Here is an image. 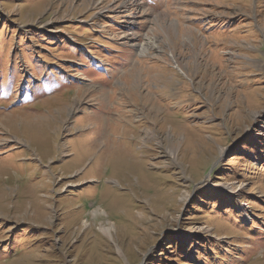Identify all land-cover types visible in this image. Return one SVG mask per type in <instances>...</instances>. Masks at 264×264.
I'll list each match as a JSON object with an SVG mask.
<instances>
[{
	"label": "rangeland",
	"instance_id": "374dc122",
	"mask_svg": "<svg viewBox=\"0 0 264 264\" xmlns=\"http://www.w3.org/2000/svg\"><path fill=\"white\" fill-rule=\"evenodd\" d=\"M0 264H264V0H0Z\"/></svg>",
	"mask_w": 264,
	"mask_h": 264
},
{
	"label": "bare ground",
	"instance_id": "6f19581e",
	"mask_svg": "<svg viewBox=\"0 0 264 264\" xmlns=\"http://www.w3.org/2000/svg\"><path fill=\"white\" fill-rule=\"evenodd\" d=\"M104 230H107V228H106V227H104Z\"/></svg>",
	"mask_w": 264,
	"mask_h": 264
}]
</instances>
